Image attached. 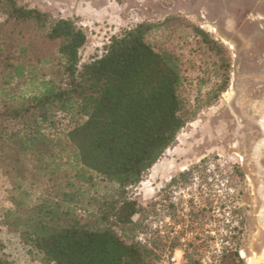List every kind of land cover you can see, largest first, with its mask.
Listing matches in <instances>:
<instances>
[{
  "label": "trees",
  "instance_id": "trees-1",
  "mask_svg": "<svg viewBox=\"0 0 264 264\" xmlns=\"http://www.w3.org/2000/svg\"><path fill=\"white\" fill-rule=\"evenodd\" d=\"M0 18V169L11 179L4 224L41 264H157L164 247L137 240L157 202L143 207L129 189L203 107L181 94L180 58L150 43L152 23L124 29L82 64L87 35L73 20L15 0H0ZM58 114L76 119L65 142L48 131ZM95 178L116 189L90 195ZM0 264H11L1 251Z\"/></svg>",
  "mask_w": 264,
  "mask_h": 264
},
{
  "label": "rangeland",
  "instance_id": "rangeland-1",
  "mask_svg": "<svg viewBox=\"0 0 264 264\" xmlns=\"http://www.w3.org/2000/svg\"><path fill=\"white\" fill-rule=\"evenodd\" d=\"M15 1L55 18L73 20L87 35L80 52L82 64L100 56L110 39L124 29L140 23L156 25L148 40L157 50L178 55L185 77L181 94L188 107L198 103L203 107L181 130L156 168L129 189V196L143 207L157 202V215L150 214L145 222L147 230L155 220L171 217L172 223L179 225V234H190L186 250L178 253L180 264L189 260L194 264H251L262 258L263 222L258 208L248 206V197L259 189L258 184L253 188L250 175L254 159L255 166L264 170V93L260 91L264 83H257L250 94L238 92L236 86L238 75H243L242 58L249 68H263L248 53L243 57L240 50L253 43L251 38L256 34L262 38L258 44L263 45L260 54L252 51L253 57L264 61V0ZM198 29L214 43L207 44ZM222 87L225 89L220 91ZM217 92L219 97L209 100ZM75 120L58 114L48 131L65 142V133ZM189 170L186 180L182 179L181 174ZM173 178L177 182L167 187ZM204 181L209 185L202 188ZM95 182L90 195L96 191L97 197H102L116 189L98 178ZM184 188L185 198L176 205L174 192ZM10 189L11 179L0 169L1 255L11 264H41L4 224V213L11 207ZM255 202L257 205V197ZM172 239L152 233L150 242L166 249ZM219 249L222 254L218 258ZM259 264H264V258Z\"/></svg>",
  "mask_w": 264,
  "mask_h": 264
},
{
  "label": "flooded vegetation",
  "instance_id": "flooded-vegetation-1",
  "mask_svg": "<svg viewBox=\"0 0 264 264\" xmlns=\"http://www.w3.org/2000/svg\"><path fill=\"white\" fill-rule=\"evenodd\" d=\"M253 37L254 38H251V39H253L254 44L251 42L249 46L243 47L242 50H240V53H242V56L243 55L246 56V53H248V55L252 57L253 60L257 61L259 64H262L263 68L259 70H254L252 68H249L247 64L243 63V58H242L241 71L243 72V75H238L237 79L239 80L237 81L236 89L238 92L246 93V94H250L252 88L255 87L257 83H261V82L264 83V61L261 58L257 59L256 57H253V53H252V51H256L257 54L261 53L262 50L259 47L263 44L259 45L258 41H261L262 38L256 34H254ZM238 39H239L238 41L242 40L241 38H238ZM260 91L264 93V88H262V90ZM261 102H264V98L262 99ZM254 163H255V159L250 167V175L252 177V186L254 188V185L258 184L259 189H257L258 192L254 191L252 193V197L251 196L248 197V202H249L248 206L250 207L256 206L258 208L259 217L263 222L260 228H261V232L264 238V170H262L263 169L262 167H259V166L256 167ZM256 174H259L258 179L256 178ZM256 197H257V205L255 202ZM259 255L263 256L264 258V245L262 246L261 252Z\"/></svg>",
  "mask_w": 264,
  "mask_h": 264
},
{
  "label": "built area",
  "instance_id": "built-area-1",
  "mask_svg": "<svg viewBox=\"0 0 264 264\" xmlns=\"http://www.w3.org/2000/svg\"><path fill=\"white\" fill-rule=\"evenodd\" d=\"M211 181V180H209ZM202 184V188L206 187L208 184L207 181H204V184ZM187 188L184 189H179L178 192H174V196H173V202H175V204L177 205L178 203L182 202V198H185V190ZM184 211H186V209H184ZM182 216L184 217V213H182ZM179 227V225L175 226L172 223V218L171 217H167V218H162V219H157L155 220L150 229L145 231V232H141L138 237L137 240L142 243V244H150V237L152 236V233H157L160 237H167V238H173L170 242V244L175 243V246L173 249L170 248V246H168L159 256V259L157 261V264H180L179 261V257H178V253H182L186 250V246L188 245L189 242V236L190 234H184L181 235L178 233L177 228ZM173 235H176L173 237ZM218 254V258L220 257V254H222L221 249H219L218 251H216Z\"/></svg>",
  "mask_w": 264,
  "mask_h": 264
},
{
  "label": "water",
  "instance_id": "water-1",
  "mask_svg": "<svg viewBox=\"0 0 264 264\" xmlns=\"http://www.w3.org/2000/svg\"><path fill=\"white\" fill-rule=\"evenodd\" d=\"M262 259V260H261ZM263 261V257L262 258H259L257 261L251 263V264H259Z\"/></svg>",
  "mask_w": 264,
  "mask_h": 264
},
{
  "label": "crops",
  "instance_id": "crops-1",
  "mask_svg": "<svg viewBox=\"0 0 264 264\" xmlns=\"http://www.w3.org/2000/svg\"><path fill=\"white\" fill-rule=\"evenodd\" d=\"M159 162H160V161H159ZM159 162H157V163L153 166V168H156V166L158 165Z\"/></svg>",
  "mask_w": 264,
  "mask_h": 264
}]
</instances>
